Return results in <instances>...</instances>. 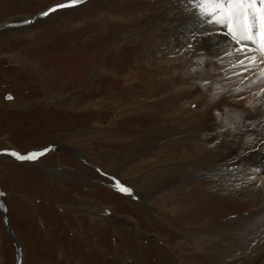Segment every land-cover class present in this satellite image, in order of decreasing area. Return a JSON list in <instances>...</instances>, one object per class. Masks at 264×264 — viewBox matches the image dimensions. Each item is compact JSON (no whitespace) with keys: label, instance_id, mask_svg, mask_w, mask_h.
Masks as SVG:
<instances>
[{"label":"rangeland","instance_id":"374dc122","mask_svg":"<svg viewBox=\"0 0 264 264\" xmlns=\"http://www.w3.org/2000/svg\"><path fill=\"white\" fill-rule=\"evenodd\" d=\"M62 1L0 0V26L10 23L0 29V150L53 144L33 163L57 171L0 156L22 264H264V190L210 156L193 130L206 113L190 120L195 107L182 109L159 74L172 68L183 2L92 0L21 25ZM230 129L243 153L252 148L243 124ZM10 236L0 215V264H15Z\"/></svg>","mask_w":264,"mask_h":264},{"label":"bare ground","instance_id":"6f19581e","mask_svg":"<svg viewBox=\"0 0 264 264\" xmlns=\"http://www.w3.org/2000/svg\"><path fill=\"white\" fill-rule=\"evenodd\" d=\"M176 1L183 2L184 12L171 38L172 68L160 66V75L170 74L164 88H169L172 99L181 103L182 109L195 107L190 120H199L206 113L193 130L206 140L210 156L232 163L227 171L237 166V172L243 171L250 182L264 190V0ZM189 45L199 47L193 56L184 60L176 56L175 51L188 50ZM164 52L159 49V58ZM257 65L260 67L252 68ZM205 83L217 92L213 105L208 103L207 90L202 92ZM233 124H243L252 137V148L244 153L241 150L245 143L231 134ZM74 152L81 159L86 157L80 151ZM26 163L48 174L57 173L47 166ZM7 228L12 236L10 223ZM10 239L17 243L23 260L24 251L15 238Z\"/></svg>","mask_w":264,"mask_h":264},{"label":"water","instance_id":"95a60500","mask_svg":"<svg viewBox=\"0 0 264 264\" xmlns=\"http://www.w3.org/2000/svg\"><path fill=\"white\" fill-rule=\"evenodd\" d=\"M88 1H90V0H74L73 3H72V6H68V7H74V8H76V7H79V6L84 5V4L87 3ZM55 7L59 8V7H63V6H60L59 4L51 5V6L47 9V11H44L43 14H48L49 12L53 11ZM40 16H41V15H37L34 19H36V18H38V17H40ZM2 27H5V26L2 25ZM5 153H7V152H6V151H0V156H4ZM15 154H18V153H15ZM17 158H18V159H13V158H11V160H13L14 162H18V163H24V162H26V160H28L29 158L31 159L32 157H31V156H29V157H27V156L21 157V156H19V154H18ZM0 210H1V216H2V218H3V220H4L5 226L8 227V223H9V221H8L7 218H6V213H5L4 209H3V204H2V203H0ZM10 237H11V238H14V235H12V236H10ZM12 241H13V240H12ZM14 243L17 244L16 242H14ZM18 250H19V248H18Z\"/></svg>","mask_w":264,"mask_h":264}]
</instances>
